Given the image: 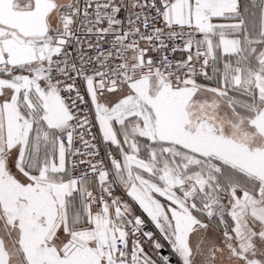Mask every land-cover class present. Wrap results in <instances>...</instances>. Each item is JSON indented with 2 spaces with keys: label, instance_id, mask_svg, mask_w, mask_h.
Instances as JSON below:
<instances>
[{
  "label": "snow or ice",
  "instance_id": "snow-or-ice-1",
  "mask_svg": "<svg viewBox=\"0 0 264 264\" xmlns=\"http://www.w3.org/2000/svg\"><path fill=\"white\" fill-rule=\"evenodd\" d=\"M0 264H264V0H0Z\"/></svg>",
  "mask_w": 264,
  "mask_h": 264
}]
</instances>
